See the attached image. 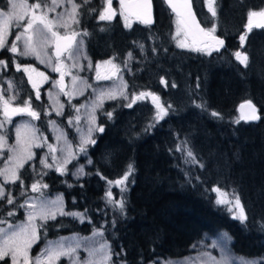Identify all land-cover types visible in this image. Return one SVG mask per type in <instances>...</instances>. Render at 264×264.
Here are the masks:
<instances>
[{
  "label": "trees",
  "instance_id": "1",
  "mask_svg": "<svg viewBox=\"0 0 264 264\" xmlns=\"http://www.w3.org/2000/svg\"><path fill=\"white\" fill-rule=\"evenodd\" d=\"M152 2V25L136 22L129 28L116 19L100 21L101 6L88 4L80 9L78 27L88 33L84 38L93 58L114 55L123 63L132 54L130 72L124 73L129 94L148 91L158 95L165 107H172L157 122L148 101H137L131 108L123 99L105 101L97 112V124L104 131L93 135L96 143L85 146L84 155L80 152L68 164L66 174L39 170L37 155L25 165L21 170L23 188L19 182L5 187L16 200L15 205L0 201V219L12 222L22 217L18 205L33 193L31 185L38 180L48 186L43 192L61 193L66 212L87 209L84 222L67 215L47 221L31 255L50 239L85 236L96 229L103 232L111 248L110 264L179 258L189 254L204 236L219 230L233 238L230 247L239 257L259 259L264 255V28L251 32L246 28L247 14L264 9V0H214L215 18L204 0H192L200 25L209 29L216 24L215 33L224 38V46L211 56L176 47L169 34L168 15L172 13L163 0ZM4 5L0 0V8ZM91 8L97 11H89ZM149 35L152 41H148ZM241 36H245L243 42ZM141 42L143 52L136 45ZM236 51L247 54V67L236 60ZM0 59L8 64L0 76H14L19 100L31 98L41 110L44 93L36 100L22 71L13 67L14 61L34 64V60L7 49L0 50ZM246 99L256 105L260 119L235 123L240 118L237 105ZM196 105H204V109ZM213 111L223 119L212 117ZM109 112L111 119L105 115ZM44 117L40 114L37 120L41 127ZM180 147L191 148L204 167L186 163V151H179ZM76 163L83 165L85 173L78 178L72 175ZM129 163L135 171L126 181L127 191L121 195L119 187L111 188L114 199L125 200L121 214L104 197L107 181L121 179ZM213 186L240 195L248 213L245 225L215 205L214 194L206 192ZM9 211L15 215L8 217Z\"/></svg>",
  "mask_w": 264,
  "mask_h": 264
},
{
  "label": "snow or ice",
  "instance_id": "2",
  "mask_svg": "<svg viewBox=\"0 0 264 264\" xmlns=\"http://www.w3.org/2000/svg\"><path fill=\"white\" fill-rule=\"evenodd\" d=\"M90 0H82L81 3H77L76 0H33L29 3L28 0H7L4 5L7 11L0 10V50L7 49L8 52L12 54H19L20 56H35L40 59L41 63H44V59H41V52L45 51L48 46L54 45L55 58L56 61H60L61 57L67 54L68 59H73L77 53H79L83 40L80 39L82 36H87L86 31L80 32L76 31L73 26H78L80 24V9L84 5H88ZM120 2V15L124 18V26L131 27V20L129 17H135L141 23L145 25H152V2L151 0H135V2H129V0H119ZM172 11L175 13L177 19L176 23V34L173 39L176 40L177 46L180 48H189L191 51L199 52L204 55L211 56L213 52H219L220 48L224 46V40L220 39L215 35L216 24H213L211 28L205 29L200 26V23L196 20L195 15L191 12L190 5L186 2L174 3L173 0H167ZM105 6L99 11L98 19L100 21L111 22L117 15L116 9L112 7V0H104ZM214 0H209V11L213 18L217 16L216 9L213 7ZM70 5V8H65L64 12H57V8L63 5ZM186 9V11H182ZM91 12H96L97 9H89ZM50 13H56L54 18H49ZM256 18V22H254ZM15 21L17 28H22L23 31L19 32L15 36V40L8 45V35L9 28L11 24ZM24 23L21 24L20 22ZM247 31L251 32L253 28H264V9L260 11H249L248 13V23L246 25ZM63 30V35L61 34ZM103 30V29H102ZM184 34L185 36L191 34L194 38L199 36L205 41L203 46H192L184 41L180 40L179 37ZM243 42L245 36L240 37ZM23 40V51H20L17 42ZM143 48V45L140 46ZM46 55V51H45ZM131 57V53L128 54ZM236 60H238L245 67L248 66L249 58L247 54L236 51L234 53ZM51 57H48L49 62H51ZM104 64L112 65L115 72H119V67L112 64V61H104ZM8 64L4 60H0V67L7 68ZM92 65L89 64V67ZM73 67H76L73 64ZM97 69V80H110L112 76L101 75L99 72L100 64L96 65ZM16 70H21V65L16 64ZM25 73H29V81L32 82L33 88L37 89L36 99L40 98L38 83L33 80L31 73L36 72L35 68L31 66H25L23 68ZM53 71L61 72L59 66L54 67ZM38 76L42 77L44 80L48 78L44 76L43 73H37ZM64 73L61 72V78H63ZM115 75V73H113ZM75 83L78 79L76 76L72 77ZM60 83V82H56ZM176 87L175 84L172 85ZM9 87H12L11 82H9ZM88 87H91L90 85ZM199 87V85H197ZM127 84H123V88L117 93L114 90H101L97 96L96 101L93 103V113L96 108H102L103 99L107 97L108 99H116L117 95L128 99L126 95ZM61 91H64L61 87ZM65 95H71L65 92ZM74 94V93H73ZM152 98V103L156 105L157 112L155 120L164 119L168 115L171 105L165 107L160 103V98L151 92H140L138 95H133L131 102L126 105V107L131 108L139 100L146 99L147 97ZM16 101L14 106L13 102ZM202 110L204 105H196ZM247 108L248 111L245 112L244 109ZM0 109H2V114L4 117L3 121H0V128H3L5 123H13L12 118L15 116L27 115L31 117L32 120L40 119V113L32 108L31 98L28 100L17 101L16 96L4 98V93L0 92ZM241 116L235 121L239 123L240 120L244 121H256L260 119L257 114L256 105L252 103L251 100L245 101L240 105ZM77 111H79L77 109ZM57 115L62 113L57 111ZM109 119L112 118V113H105ZM210 115L217 119H223L222 115L218 112H211ZM75 119L78 121L79 116ZM50 124H55V121H49ZM72 120H69V124ZM91 125H96V117L92 115L90 117ZM16 144L9 145L8 138L6 135L0 134V150L7 148L10 155L7 157L6 166L0 169V177H3V182L0 183V201L6 200L7 204L15 205L16 198L12 196L11 192L6 193L5 187L9 184H16L19 182L20 186L23 188L24 180L21 176V170L25 168V165L34 159L36 156L35 152L32 151L33 147L41 148L43 146V138L37 143L36 129L29 123L24 122L16 125ZM151 127V125L149 126ZM93 127H89L87 137H82L79 146L80 152H86V145L95 144L96 141L91 138L93 132ZM96 131L103 132L104 128L102 126L96 127ZM186 143V141H185ZM49 153H54L55 148L52 145H48ZM179 151H186L185 162L192 165H199L203 168L204 164L200 163L196 155L191 148L186 150L183 147L178 148ZM3 152L0 151V155ZM47 155L40 158L39 163L45 168L55 167L57 172L61 175L67 173V168L63 165H67L74 158L73 153H69L63 161V165L55 166L47 162ZM55 161L56 157L52 156ZM91 163V160H89ZM34 168V165H32ZM135 171L134 165L129 163L127 165L126 171L123 173L121 179L116 181L108 180V191L105 193L104 199L107 204L113 206L114 209H119L120 213L123 214L125 210V200L123 198L117 200L113 198V193L111 188L117 186L120 188L121 195L127 191V184L129 177ZM46 173H41L40 175H45ZM84 168L81 165L75 172L72 173L73 176L77 178L84 175ZM199 180V177H196ZM190 182V181H189ZM71 186V185H69ZM46 184H42L39 180L31 185V191L37 192L43 195V189L47 188ZM206 192L215 193V205L217 207H223L231 216L232 219L238 220L242 225H245L248 221V213L245 210L244 204L241 202L240 195L233 191L231 193L222 191L221 187L214 186L207 189ZM21 195H25V192H21ZM37 199V198H32ZM28 208L26 220L19 225L9 224L8 228H0V261L4 264H9L6 258H10L11 264H58V261L62 257H67L70 264H110L112 260V251L110 246L105 242L100 244L99 248L86 249L88 252V258L81 262L79 258V253L77 249L80 244L77 243L75 247L71 245H65L63 240L66 238H61V241L53 245V242L49 241L47 247L35 257L30 256L31 249L34 244L41 239L40 230L47 228V221L56 220L57 216H72L74 218H79L81 222L86 219L87 209L84 212H66L63 207V197L58 196L52 201L41 200L40 204L30 203L29 200H25L24 204L18 205L20 208ZM15 215L14 211L7 212L8 217ZM39 220L41 223H37ZM7 223L6 219H0V224ZM93 235H103L102 231L94 232ZM87 239V238H84ZM233 238L228 233H220L218 242L222 246V249L228 251V245ZM196 246L193 245V248ZM119 255V254H117ZM202 257H208L213 261V264H264V257L259 259H232L228 256H223L221 260L216 261L215 258L210 257V254L203 253L201 257L196 258H186L185 264H208L207 260ZM166 264H173L172 261L166 262Z\"/></svg>",
  "mask_w": 264,
  "mask_h": 264
},
{
  "label": "rangeland",
  "instance_id": "3",
  "mask_svg": "<svg viewBox=\"0 0 264 264\" xmlns=\"http://www.w3.org/2000/svg\"><path fill=\"white\" fill-rule=\"evenodd\" d=\"M5 4L7 0H4ZM29 3H32L33 0H28ZM77 3H81L82 0H76ZM101 0H90L89 5L96 6L100 5ZM204 4L207 7L209 11V0H204ZM101 6V7H100ZM100 11L102 10L103 6L105 4L100 5ZM213 7L216 9L215 2L213 3ZM65 8H70V5H63L59 8H57V12H64ZM0 10L7 11V8H0ZM260 11V10H258ZM210 12V11H209ZM211 13V12H210ZM56 13H50L49 18H54ZM99 16V15H98ZM169 21H170V30L169 34L171 36V39L174 42V45L176 47L177 43L176 40L173 39V36L176 34V15L170 14L168 15ZM124 23V18H121ZM131 20V24L133 25L136 23V19L129 17ZM248 23V14L247 19ZM112 22V21H111ZM141 23L140 21H137ZM254 22H256V18H254ZM21 24L24 22L21 21ZM108 23V22H107ZM142 24V23H141ZM76 31L84 32L85 30L79 29L78 26H73ZM23 31L22 28H17L15 21L11 24L9 28V35H8V45L10 46L11 43L15 40V36L19 34V32ZM61 34L63 35V30H61ZM80 39L83 40V45L79 51L75 55L73 59H68L67 54L61 57L60 61H56L55 58V49L54 45H49L48 48L45 51L41 52V59H44V63L40 62V59H37L35 56H22L24 59H33V63H17L14 61L13 67L16 70V64L21 65V70L23 73V76L28 81L30 87L32 88L34 92V98L36 97V91L37 89L33 88L32 82L29 81V73H25L23 71V68L25 66H31L32 68L36 69V72L31 73L33 80H35L38 83L39 86V92H43L44 96L46 98L45 103H43V107L40 110L39 107H36L32 104V108L39 112L40 114H43L45 117V126L41 127L37 123V120H32L31 117L27 115H21V116H15L12 118L13 123H5L3 128H0V134L6 135L8 138V144L9 145H15L16 144V125H19L24 122H29L37 131L36 136L39 138L37 139V143L40 142L41 139L47 138L44 140L43 146L41 148L33 147L32 151L35 152L37 155V163L38 168L41 171H48V170H55V167L52 168H45L43 165L39 163L40 158L45 157L47 155V162L49 164H53L55 166H61L63 165V161L65 157L68 156L69 153L74 154V158L71 159L75 160L79 157L80 151L79 146L81 143L82 137H87L88 135V129L89 127H93V132L91 134V138L93 135L97 132L95 130L96 127H99L97 124V112L100 108H96L95 112L93 113V103L96 101L97 96L99 95L101 90H114L117 93L123 88V84L126 83L124 78L125 71H129V62L131 60V57L128 55V60H124L123 63L119 62L114 55H110L106 58H93L90 54V51L88 50L85 42L84 36L80 37ZM148 41H152V37L149 35L147 38ZM180 40L184 41L185 43L192 45V46H203V44H197L194 40L192 35L185 36L182 34L179 37ZM141 40H139L140 42ZM144 46L143 42H141ZM141 43H136L137 46H141ZM18 47L20 51H23V40L17 42ZM139 46V47H140ZM141 48V47H140ZM180 48V47H178ZM142 49V48H141ZM183 49V48H182ZM189 49V48H184ZM143 52V49H142ZM242 53V52H241ZM48 57H51V62H49ZM3 60V59H0ZM112 61V64L119 67V72H115V69L112 68V65L104 64V61ZM73 64L76 65V67H73ZM89 64L92 66L89 67ZM100 64L99 72L103 75H109L112 76V79L110 80H97V69L96 65ZM59 66L61 68V72L64 73L62 81L59 80V76H61V72H55L53 71L54 67ZM3 67H0V71ZM17 71V70H16ZM37 73H43L44 76H46L48 79L44 80L42 77L38 76ZM115 73V75H113ZM76 76L78 79L76 82H73L72 77ZM9 82H11L12 87H9ZM60 82V83H56ZM127 84V83H126ZM91 87H88V86ZM61 87H63L64 91H61ZM126 95L128 96V99H125L122 96L117 95L116 99H123L126 101L131 102V98L133 95H138L140 92H134L129 94L128 90L126 89ZM0 92L4 93V98L7 99L11 96H16L17 101H19V87L16 85L15 78L13 75H4L2 74L0 76ZM70 93L71 95H65L64 93ZM141 92H148V91H141ZM74 93V94H73ZM156 95V94H155ZM158 96V95H156ZM36 99V98H35ZM27 100V98L25 99ZM37 100V99H36ZM40 100V98L38 99ZM108 100L105 97L103 99V103ZM144 101H148L151 103L155 115L157 112L156 105L152 103V98L149 96L146 99H143ZM139 100V101H143ZM16 101L13 102L14 106L16 105ZM161 103V102H160ZM77 109L79 111H77ZM57 111L61 112V115H57ZM92 115H95L96 117V125L93 126L90 123V117ZM76 116H79L80 119L77 121L75 119ZM4 117L2 114V109H0V121H3ZM69 120H72V123L69 124ZM49 121H55V124H50ZM46 128V131H45ZM52 145L56 150L54 153H49L48 145ZM77 144V145H76ZM76 146V148H75ZM3 152L2 155H0V169H3L6 166V161L8 155L10 153L8 152L7 148H4L0 150ZM84 155V152L83 154ZM52 156L56 157V160L54 161L52 159ZM69 164V163H68ZM67 165H63L64 167H67ZM81 165L79 163H76L72 167V173L75 172ZM3 182V177H0V183ZM214 187V186H213ZM222 191L231 193L230 191H227L223 188H221ZM214 194V197L216 199V194ZM58 196H62L59 192H53L51 194L43 192V195L37 192H33L28 194L21 204L25 203V200H29L30 203H36L37 205L40 204L41 200L43 201H52L55 200ZM37 198V199H32ZM64 207V205H63ZM28 208L27 206L22 208V217L20 219H17L15 221L9 222L7 220V223L0 224V228H8L9 224L13 225H19L20 223L24 222L27 217ZM78 221H81L79 218H76ZM37 223H41L39 220H37ZM101 231L100 229H96L92 231L88 235H77V234H68L63 236H58L56 238L48 240L44 246L39 249L34 255H31V257H35L39 253H41L48 245V242H53V245H55L57 242L61 241V238H66L63 240V243L67 245H71L73 247L76 246L77 243L80 244V247L77 249L79 253V258L81 262H83L85 259L88 258V252L86 249L91 248H99L100 244L107 243L104 236L102 235H93L94 232ZM225 230H219L215 234L212 235H206L204 236L200 241H198L195 244V248H192L191 252L185 256L179 257V258H160L155 261L149 262L148 264H166L168 261H172L173 264H185L186 258H192L196 259L198 257H201L203 253L210 254V257L215 258L216 261L221 260L223 256H228L232 259L239 260L241 258L252 260L257 258H245V257H239L236 255L233 250L230 247V243L228 245V251H225L222 249V246L219 244V234L225 233ZM227 233V232H226ZM87 238V239H84ZM109 245V244H108ZM264 257V255H263ZM203 259L207 260L208 264H213V261L209 259L208 257H202ZM262 258V257H261ZM10 262V258H6ZM62 260V261H61ZM1 264H4L3 261H0ZM58 264H70V261L67 257H62L60 261H58ZM121 264V263H117Z\"/></svg>",
  "mask_w": 264,
  "mask_h": 264
},
{
  "label": "water",
  "instance_id": "4",
  "mask_svg": "<svg viewBox=\"0 0 264 264\" xmlns=\"http://www.w3.org/2000/svg\"><path fill=\"white\" fill-rule=\"evenodd\" d=\"M118 1H119V0H118ZM129 2H135V0H129ZM151 2H152V0H151ZM163 2H164V4H165V6L168 8V10H169L171 13H173V14L175 15V13L172 11L170 5L168 4L167 0H163ZM173 2H174V3H183V2H185V0H173ZM186 2L190 5L191 12L195 15L196 20L199 22V19H198L197 15H196V12H195V10H194V7H193L192 0H186ZM182 11H186V9H182ZM134 18H135V17H134ZM152 18H153V21H154L153 2H152ZM153 23H154V22H153ZM200 26H201V25H200ZM201 27H202V26H201ZM190 35H191V34H190ZM215 35L218 36L220 39L224 40V38L221 37V36H219L218 34L215 33ZM193 38H194V37H193ZM194 40L196 41L197 44H203V43H205V42H210V41H205L204 39H202V38L199 37V36L195 37ZM245 101H247V99H246V100H243V101H240V102L238 103V105H237V111H238L239 116H241L240 105H241L242 103H245ZM252 103H253V102H252ZM253 104H254V103H253ZM256 108H257V107H256ZM244 111L247 112L248 109L245 108ZM257 114L259 115L258 110H257ZM248 122H253V121H248Z\"/></svg>",
  "mask_w": 264,
  "mask_h": 264
},
{
  "label": "flooded vegetation",
  "instance_id": "5",
  "mask_svg": "<svg viewBox=\"0 0 264 264\" xmlns=\"http://www.w3.org/2000/svg\"><path fill=\"white\" fill-rule=\"evenodd\" d=\"M101 4L100 5H102V4H105L104 3V0H101V2H100ZM112 7L114 8V9H116V11H117V15L115 16V18L114 19H116V20H119V21H122V16L120 15V2L118 1V0H112ZM132 18V17H131ZM113 19V20H114ZM135 19V18H134ZM137 21H139V20H137ZM136 21V22H137ZM59 80L60 81H62V78H61V76H59Z\"/></svg>",
  "mask_w": 264,
  "mask_h": 264
}]
</instances>
